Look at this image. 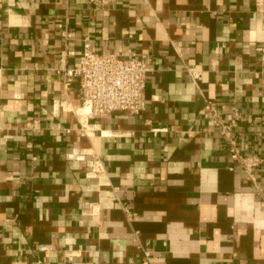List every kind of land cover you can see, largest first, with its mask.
I'll use <instances>...</instances> for the list:
<instances>
[{
  "label": "crops",
  "instance_id": "0c3cea01",
  "mask_svg": "<svg viewBox=\"0 0 264 264\" xmlns=\"http://www.w3.org/2000/svg\"><path fill=\"white\" fill-rule=\"evenodd\" d=\"M84 44L148 58L139 114L75 112ZM227 124L264 158V0H0V264H264Z\"/></svg>",
  "mask_w": 264,
  "mask_h": 264
},
{
  "label": "built area",
  "instance_id": "2783aa9c",
  "mask_svg": "<svg viewBox=\"0 0 264 264\" xmlns=\"http://www.w3.org/2000/svg\"><path fill=\"white\" fill-rule=\"evenodd\" d=\"M63 34L68 35L65 31ZM150 70L146 56L123 57L117 53H99L84 44L78 64L65 66L62 63L58 72L64 87H68L74 77H79L81 103L75 109L76 113L105 116L116 111L137 115L144 109V89ZM214 122H218L217 119L214 118ZM229 126L221 125L220 130L228 138L232 157L247 170L263 164L264 158L240 154L236 141L229 136ZM70 156L75 157V151ZM90 164L91 174L102 172V164L97 158L92 159ZM91 210L89 205L84 213H91ZM142 264H150V255L146 250L142 251Z\"/></svg>",
  "mask_w": 264,
  "mask_h": 264
}]
</instances>
